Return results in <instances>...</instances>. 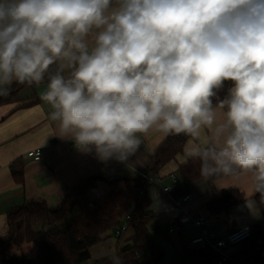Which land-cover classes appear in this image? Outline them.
<instances>
[{
  "label": "clouds",
  "instance_id": "clouds-1",
  "mask_svg": "<svg viewBox=\"0 0 264 264\" xmlns=\"http://www.w3.org/2000/svg\"><path fill=\"white\" fill-rule=\"evenodd\" d=\"M42 83L78 150L124 163L150 130L184 133L201 181L264 204V0H0V97Z\"/></svg>",
  "mask_w": 264,
  "mask_h": 264
},
{
  "label": "crops",
  "instance_id": "crops-1",
  "mask_svg": "<svg viewBox=\"0 0 264 264\" xmlns=\"http://www.w3.org/2000/svg\"><path fill=\"white\" fill-rule=\"evenodd\" d=\"M45 89L46 84L43 83L21 85L13 97L0 101V223H6L7 235V214L12 208L30 201H44L50 209H57L76 185L96 176L106 178L107 182L88 189L80 202L87 204L116 188H122L123 178L139 175L150 167L152 154L168 135L152 129L141 136L140 149L126 162H101L94 154L72 146L74 141L59 136L57 122L51 120L49 115L51 107L41 99L40 94ZM217 111L218 116L222 114V110ZM206 135L205 130L200 141ZM190 142L197 141L190 137L183 153L162 169L156 184L148 187V195L152 200L151 209L155 215L152 225L168 230L165 235L152 232L155 242L165 252V259L161 264L199 262V257L189 256L184 252L185 249H193L191 240L200 233L193 223L196 216H205L208 225L219 236H225L246 224L261 223L264 228V213L259 204L255 209L250 208L246 199L221 214H211L208 203L212 199V193L208 183L200 179L191 184L189 201L184 202L182 197L175 198L164 193L162 187L171 182V174L186 161L185 151ZM33 149L42 150L41 160L36 161L27 156ZM19 171H22L21 181L16 175ZM232 183L237 184L238 188L229 187ZM215 186L217 189H238L244 197L253 194L244 179L232 181L231 178L222 177L215 181ZM171 227H175V230L170 231ZM5 237H0V240ZM122 241L123 238L115 241L112 237L102 241L92 248L91 258L84 264H98L101 259H116L118 248L125 242ZM245 243L232 246L227 252L233 255ZM16 252L18 254L19 251Z\"/></svg>",
  "mask_w": 264,
  "mask_h": 264
},
{
  "label": "trees",
  "instance_id": "trees-1",
  "mask_svg": "<svg viewBox=\"0 0 264 264\" xmlns=\"http://www.w3.org/2000/svg\"><path fill=\"white\" fill-rule=\"evenodd\" d=\"M230 84V81L226 82V87ZM20 86H13L11 95L0 97V101L13 97ZM226 87L220 90L221 97ZM189 138L184 133L168 134L152 154L151 165L145 172L157 180L162 169L183 153ZM172 174H176L181 183L170 195L183 197L190 194L191 184L200 179L199 163L185 161ZM16 175L21 181L22 171ZM106 182V178L99 176L82 180L57 209H50L44 201H30L12 208L7 214L9 234L0 240V264H84L90 260L92 248L111 237L126 216H130L132 235L118 248V264H156L162 261L165 252L155 242L152 232L165 235L168 230L152 225L155 215L148 195L150 185L141 175L123 178L122 188L87 203L78 215L68 217L88 189ZM207 183L212 193L208 210L213 215L245 200L238 189H217L212 181ZM255 198L258 202L259 194ZM259 206L264 213V204ZM251 227L252 236L244 247L222 264H264V228L261 223ZM23 241L31 244V248L20 256H12L11 248L20 246ZM184 252L199 257L197 264H219L215 262L216 256L203 248L185 249Z\"/></svg>",
  "mask_w": 264,
  "mask_h": 264
},
{
  "label": "built area",
  "instance_id": "built-area-1",
  "mask_svg": "<svg viewBox=\"0 0 264 264\" xmlns=\"http://www.w3.org/2000/svg\"><path fill=\"white\" fill-rule=\"evenodd\" d=\"M72 146L76 147L75 143ZM28 157L33 158L36 161L42 159V150L33 149L27 153ZM141 175L148 185H153L157 183L151 175L147 174L145 171L140 172ZM171 182L168 185L162 187L164 193L171 194L175 187L179 186L181 181L176 174H171ZM191 199V194H187L182 197L184 202ZM194 225L199 229V235L195 236L191 240V246L193 248H203L208 252L213 253L215 257V262L222 264L231 258V255L227 252V249L245 243L252 236L251 224H246L234 229L232 232L225 236H219L207 223V219L203 215L194 217ZM130 216H126L121 224L114 230V235L118 238H122L126 232L130 229ZM175 227H171L170 231H174ZM118 259H113V261L108 262L106 259H101L98 264H117ZM119 262V261H118Z\"/></svg>",
  "mask_w": 264,
  "mask_h": 264
},
{
  "label": "rangeland",
  "instance_id": "rangeland-1",
  "mask_svg": "<svg viewBox=\"0 0 264 264\" xmlns=\"http://www.w3.org/2000/svg\"><path fill=\"white\" fill-rule=\"evenodd\" d=\"M84 205H86V203L79 201L78 206L75 207V209L68 215V217L70 218V217H75L76 215H78L81 207ZM131 235H132V230L130 229L128 232H126V234L122 238L124 241H126L127 239H129L131 237ZM111 237L115 241L118 239V237H116L113 233H111ZM124 241H122V242H124ZM167 243H169V242H167ZM30 248H31V244H28L27 242L23 241V243L20 244V246H18V247L14 246L11 248V254H12V256L17 257L23 253H26ZM16 251H19L18 254ZM160 262L162 263V261H160ZM160 262H159V264H161ZM156 264H158V263H156Z\"/></svg>",
  "mask_w": 264,
  "mask_h": 264
}]
</instances>
